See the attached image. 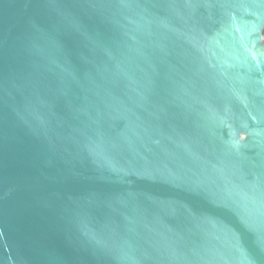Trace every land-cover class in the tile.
<instances>
[{
	"label": "water",
	"instance_id": "obj_1",
	"mask_svg": "<svg viewBox=\"0 0 264 264\" xmlns=\"http://www.w3.org/2000/svg\"><path fill=\"white\" fill-rule=\"evenodd\" d=\"M0 264H264V0H0Z\"/></svg>",
	"mask_w": 264,
	"mask_h": 264
}]
</instances>
